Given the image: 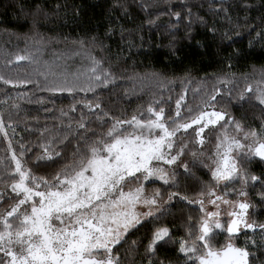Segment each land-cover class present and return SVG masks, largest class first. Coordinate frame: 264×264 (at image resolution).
<instances>
[{
	"label": "trees",
	"instance_id": "obj_1",
	"mask_svg": "<svg viewBox=\"0 0 264 264\" xmlns=\"http://www.w3.org/2000/svg\"><path fill=\"white\" fill-rule=\"evenodd\" d=\"M176 12L181 13L179 20L173 15ZM212 28L215 33L210 31ZM226 30L228 36L234 37L232 42L224 38ZM237 32L239 37H235ZM17 55L30 56L31 60L16 61ZM92 57L102 62L114 80L108 86H98L95 93L79 90L86 84L87 76L81 74L91 67ZM0 76L4 78L0 79L3 212L15 203L11 198L15 194L7 185L15 166L12 153L20 157L21 145L25 150L22 162L33 174L51 179L63 165L71 163L83 136L88 141L103 137L117 119L129 120L133 115L141 118V114L148 119L149 105L157 111L164 108L165 118L174 117L181 96L180 122L188 121L215 94L214 110L231 114L246 130L259 129L264 123V105L256 98L255 90L243 101L239 95L249 85H264V0H0ZM9 79L13 83L4 82ZM21 80L30 82L19 83ZM65 80L76 86L75 93L47 90L49 84H63ZM224 80L230 83L224 84ZM216 88L219 93H215ZM88 101L100 103L103 111L90 112L85 106ZM103 112L108 116L98 119ZM82 117L86 127L78 129ZM195 127L187 133L181 130L176 137L177 149L187 144L179 164L187 163L190 174L176 167L177 186L155 179L144 182L149 194L155 189L180 194L168 203V213L162 221L155 222L173 227L177 239L185 235L183 225L189 216L197 221L202 215L199 205H190L180 197L197 198L202 188L207 191L205 185L215 187L211 172L203 166L208 162H194L191 153L205 151L206 141L222 135L223 128L210 134L205 129V143L200 145ZM43 129L48 132L42 137ZM125 131L130 129L126 127ZM228 132L235 135L232 128ZM49 136L60 137L55 150L63 155L54 164L42 161L37 165L35 158L43 151L39 145ZM245 167L250 174L261 177V182L250 181L246 189V199L253 205L250 221L264 223V201L259 196L264 192V163L254 160ZM240 188L241 183L235 181L223 185L222 193ZM154 226L152 220L142 222L114 246L113 255L118 256L120 264H148L145 245ZM247 235L253 236V232L248 230ZM253 238L257 245L249 249L254 254L251 264H264V233L257 230ZM224 239L219 235L217 246ZM244 240L245 235H240L237 244L243 246ZM178 247H161L152 259L155 264L161 260L165 264H184L185 257L177 252Z\"/></svg>",
	"mask_w": 264,
	"mask_h": 264
},
{
	"label": "snow or ice",
	"instance_id": "obj_2",
	"mask_svg": "<svg viewBox=\"0 0 264 264\" xmlns=\"http://www.w3.org/2000/svg\"><path fill=\"white\" fill-rule=\"evenodd\" d=\"M173 15L177 20L181 18L180 12ZM198 19L204 23L203 18ZM152 23L154 21H149ZM210 31L215 33L216 29ZM223 35L229 42L234 39L228 36L227 30ZM240 35L235 33V37ZM15 59L23 61L31 60V57L17 55ZM85 74L87 81L79 87L80 91L95 93L98 86L114 82L110 79L111 72L104 69L102 62L95 57L91 58V67L81 75ZM41 75L48 79L47 74ZM0 79L4 78L0 76ZM4 82L13 83L10 79ZM223 83L230 81L224 80ZM47 90L75 93L77 88L65 80L63 84H49ZM219 92L220 89L216 88L215 93ZM252 92L249 85L240 93L239 100H245ZM256 98L264 104V89L258 90ZM183 99L181 96L177 100L174 117L165 118L164 108L157 111L149 105L148 119H143V114L141 118L133 115L129 120L117 119L103 137L88 141L87 136H83L72 154L71 163L63 165L51 179L33 174L32 169L22 162L24 145L20 146V157L13 152L11 159L15 166L11 168L12 180L7 186L15 194L11 197L15 203L10 210L0 212V264H120L118 256L113 255L114 246L123 242L131 229L147 220L155 224L145 245L148 264H155L152 257L159 248L176 244L179 245L177 252L185 257L184 264H251L254 254L249 249L257 245L253 238L255 232L264 233V223L249 220L253 205L242 199L248 196L246 189L250 181L253 184L261 182V177L250 174L245 165L254 160L264 163V123L259 129L246 130L243 123L231 114L214 110L215 94L188 121L180 122L179 106ZM85 106L90 112L93 109L103 111L100 103L88 101ZM209 107L213 110H207ZM62 115L67 113L62 112ZM106 116L108 113L103 112L98 119ZM193 125L200 145L205 143L202 135L205 129L211 131L210 126L223 128L222 135L217 136L213 153L207 157L211 163L203 166L211 172L216 187L221 183L226 187L239 180L241 188L218 195L216 187L205 185L207 191L202 188L197 198L180 197L190 205H199L202 215L197 221L189 216L183 225L185 235L177 239L173 235V227L155 222L162 221L168 213V201L180 194L170 192L168 201H164L160 189L149 194L144 182L157 179L164 185L177 186L176 167H182L185 173L190 174L187 163L179 164L187 144H181L177 149L176 137L181 130L187 133ZM71 127L69 123L68 128ZM85 127L82 117L77 128ZM126 127L131 131H125ZM229 128L235 135L229 134ZM3 130L4 124L0 120V131ZM47 132V129L41 130V136ZM67 139L64 137L65 141ZM58 141L59 136H49L39 145L43 151L35 158L37 165L42 161L54 164L62 157L63 153L55 150ZM81 143L84 147L80 146ZM191 155L194 162L203 164V153L198 156L193 151ZM133 181L135 184L131 183ZM232 194L237 199L227 198ZM259 196L264 201V192ZM206 203L214 210L209 211ZM139 205L148 211H137ZM248 230L253 232V236L247 235ZM219 235H224L225 239L217 246ZM240 235H245L243 246L237 244ZM132 243L136 245L137 242ZM160 264H165V261L161 260Z\"/></svg>",
	"mask_w": 264,
	"mask_h": 264
},
{
	"label": "rangeland",
	"instance_id": "obj_3",
	"mask_svg": "<svg viewBox=\"0 0 264 264\" xmlns=\"http://www.w3.org/2000/svg\"><path fill=\"white\" fill-rule=\"evenodd\" d=\"M252 89L253 90H255V92H256V95H258V90L259 89H264V85H258V86H255V87H252ZM259 101V100H258ZM264 105V104H263ZM210 128H211V131H209V129H207V132L210 134V133H213V132H215V130H220L219 128L220 127H217V126H210ZM130 129V131H131V128H129ZM220 132H221V130H220ZM216 142H217V138H215V139H211L209 142L208 141H206V144H208V147H207V149L205 150V151H202V152H198L197 153V155L199 156V154L200 153H203L204 154V156L202 157V159H203V161L205 162H208V163H206V164H210L211 163V161L210 160H208L207 159V157L209 156V155H211L212 153H213V151H214V149H215V145H216ZM178 145H176V147H177ZM185 153V152H184ZM180 165H183V163H181ZM167 167V166H166ZM155 180H157V179H155ZM159 182H162V181H160V180H158ZM237 181H239V180H237ZM224 184L223 183H221V185H219L218 187H216V192H217V194L219 195V194H221L222 193V186H223ZM161 193H162V198H163V200L164 201H168V194L169 193H163L162 191H161ZM228 198V197H227ZM230 199V198H229ZM242 199H246V197H243ZM173 200V199H172ZM171 200V201H172ZM231 200H235V199H231ZM171 201H168V203L169 202H171ZM206 207L208 208V210L209 211H212V210H214V208H213V206L212 205H208L207 203H206ZM146 211H148V209L146 208V207H143L142 205L140 206V210H139V212H146ZM251 215V214H250ZM249 220H250V216H249ZM57 224H58V222H57Z\"/></svg>",
	"mask_w": 264,
	"mask_h": 264
}]
</instances>
